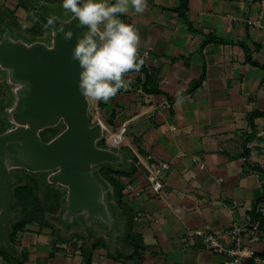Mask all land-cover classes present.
I'll return each instance as SVG.
<instances>
[{"label":"crops","instance_id":"crops-1","mask_svg":"<svg viewBox=\"0 0 264 264\" xmlns=\"http://www.w3.org/2000/svg\"><path fill=\"white\" fill-rule=\"evenodd\" d=\"M182 2L147 0L143 14L123 15L139 30L146 56L138 73L127 74L129 88L101 109L112 115L106 133L123 132L114 148L135 167L123 178L122 230L89 241L71 236L76 228L57 227L54 237L53 229L28 224L17 233L21 257L0 245V264H84L81 247L90 264H223L225 255L206 249L197 232H212L230 247L226 230L250 220L262 193L264 118L249 115L264 112V6L185 0L182 9ZM17 4L0 0L1 18L24 14ZM160 162L169 168L156 194L148 171ZM251 245L263 254V237Z\"/></svg>","mask_w":264,"mask_h":264},{"label":"water","instance_id":"water-1","mask_svg":"<svg viewBox=\"0 0 264 264\" xmlns=\"http://www.w3.org/2000/svg\"><path fill=\"white\" fill-rule=\"evenodd\" d=\"M30 17L44 27L47 40L13 35L7 23L0 27V72L11 95L3 108L7 125L0 131V245L5 248L17 216L11 207L13 186L22 181L12 174L15 170L41 173L47 186L63 191L56 223L64 228H74L80 220L89 229L101 225L109 235L120 221L95 169L124 165L125 154L98 144L106 128L91 119V101L78 90L81 69L71 58L77 36L87 28L77 27L70 12L62 15L57 9L39 6ZM61 27L73 32L70 40L59 33ZM46 130L55 132L43 139Z\"/></svg>","mask_w":264,"mask_h":264},{"label":"clouds","instance_id":"clouds-1","mask_svg":"<svg viewBox=\"0 0 264 264\" xmlns=\"http://www.w3.org/2000/svg\"><path fill=\"white\" fill-rule=\"evenodd\" d=\"M147 6V0H63V9L78 21L77 27L87 28L77 36L71 57L81 69L78 90L87 100L108 102L129 88L128 73L141 70L139 30L120 16L143 14ZM59 33L65 40L73 36L63 27Z\"/></svg>","mask_w":264,"mask_h":264},{"label":"trees","instance_id":"trees-1","mask_svg":"<svg viewBox=\"0 0 264 264\" xmlns=\"http://www.w3.org/2000/svg\"><path fill=\"white\" fill-rule=\"evenodd\" d=\"M36 1L40 0H18L17 7H21L26 13H27V20L29 22V26H25L20 24L17 21V18L15 15H13V11L11 13H7V19L9 22L14 25L15 27H25L26 33L29 32L31 34V38H39L44 28L42 25H40L38 22H35L32 17H30V11L34 8H37L34 3ZM49 3H60L63 2V0H45ZM111 2L114 3V0H111ZM180 7L184 9L186 7L185 0L181 3ZM120 19L123 20V15L120 16ZM3 20L0 18V27H3ZM246 49V48H245ZM246 59L250 61L251 63L257 64L255 62H252L249 58V56H246ZM264 66V65H262ZM2 73V72H1ZM0 73V114L2 117V121L4 123L7 122L5 120V113H4V106L7 105L10 101V93L8 95L5 94V90H8V86L6 85L3 77H1ZM146 76V73H145ZM200 81H198L199 83ZM197 83V84H198ZM192 88L191 90H193ZM10 95V96H9ZM108 102L104 101H97V106L101 109L106 107ZM263 117L264 118V112L261 111H255L254 113H251L249 115V121L253 117ZM112 115L110 114L108 118L105 119L106 123L110 124ZM4 127L0 128V131L3 130ZM55 130H52V133H54ZM99 145L105 146V138H103L99 143ZM96 174L98 177L102 180H105L104 183L107 185V187L110 189V201L115 209V213L117 218L121 221L124 215H126V212L123 210L124 208V202H123V188H124V182L123 178H131L133 174L135 173V167L133 165V162H126L124 165H118L113 166L110 164H104L95 169ZM264 173V170H263ZM23 181V182H22ZM20 183H17L13 186V201H12V209L17 211L16 218L11 222L8 233L6 235V238L8 242H16L17 233L20 231H23L25 226L28 224L37 223L44 227H50V229H55L56 226L53 225L52 222L56 221L58 218L61 210H62V199H63V191L54 185H48L44 189L47 191L46 194H51L49 198H45L41 196L37 191L39 190V184L37 183V180L35 181L33 176H30V174L24 175V180H22ZM44 193H42L43 195ZM264 203V183L262 185V193L261 195L255 199L252 203V206L250 210L247 212L248 216L250 217V220L259 221V228L262 232V237L264 239V215L260 211V205ZM130 219L131 217H127V228L130 225ZM119 221L118 224V231H121V222ZM97 242L91 243V247L95 246ZM2 252V250L0 251ZM81 255L84 260V264H90V253L85 247H81ZM264 256V251L263 254ZM11 257L13 255L11 254ZM250 262V261H249ZM251 263V262H250Z\"/></svg>","mask_w":264,"mask_h":264},{"label":"built area","instance_id":"built-area-1","mask_svg":"<svg viewBox=\"0 0 264 264\" xmlns=\"http://www.w3.org/2000/svg\"><path fill=\"white\" fill-rule=\"evenodd\" d=\"M261 5L264 6V0H261ZM143 56H146V53H140V58ZM120 140L121 136L113 135L107 145L116 147L119 145ZM168 168L169 165L167 163L160 162L152 165L149 169V188L154 193L158 194L161 192L163 188V172ZM125 186L130 188V184ZM197 234L206 249L225 255L223 264H245L246 261H250L252 264H264V256L258 254L251 245L262 240V232L259 228L258 220L252 221L248 219L243 223L231 225L226 230V235L231 240L230 247H224L212 232L198 231ZM245 238L248 243L244 242Z\"/></svg>","mask_w":264,"mask_h":264},{"label":"rangeland","instance_id":"rangeland-1","mask_svg":"<svg viewBox=\"0 0 264 264\" xmlns=\"http://www.w3.org/2000/svg\"><path fill=\"white\" fill-rule=\"evenodd\" d=\"M62 3L63 2H60V3H58V2H56V3H52V4H46V3H44L45 5H42L43 3H39V1H36L35 3H34V5L36 6V7H39V6H41V9H43L44 11H47V8H51V9H54V10H58V12L60 13V14H62V15H67L69 12L68 11H66V10H64L63 9V7H62ZM13 15H15V14H13ZM1 13H0V18H1ZM16 16V15H15ZM5 17H6V19H5ZM5 17H3V18H1V20H3V24L5 25V23H7V25L9 26V28H10V30H11V33L13 34V35H19V36H21L22 38H24V39H27V40H29L30 38H31V34L29 33V32H27L26 33V31H25V27L23 28V27H15L14 25H12L10 22H9V20L7 19L8 17L7 16H5ZM16 18H17V21L20 23V24H22V25H25V26H29V22H28V20H27V13L24 11V14H23V11H21V13L18 15V16H16ZM42 31H43V33H42V35L39 37V38H42V39H44V40H47V35H46V30L43 28L42 29ZM1 73V72H0ZM4 76V74L3 73H1V77H3ZM2 80V78L0 79V81ZM5 94L6 95H8L9 94V90H5ZM10 96V95H9ZM89 113H90V116H91V119L92 120H95V119H99L103 124H104V126H105V124H106V121H105V119H106V116L103 114V112H102V110H100V108L97 106V101H91V106H90V110H89ZM6 125V123H4L3 121H2V117H1V114H0V128L1 127H4ZM52 134H54V133H52V130H46V131H44L43 133H42V137H43V139H47L49 136H51ZM122 134H123V132L120 134H118V133H116V134H112V133H109V131L105 134V145H107L106 143L109 141L110 142V137L111 136H115V135H119V136H122ZM12 174L13 175H15V176H19L20 177V179L21 180H24V175H26V174H30V173H27V172H25V171H23V170H15V171H13L12 172ZM30 176H33L34 177V179H35V181L37 180V183L39 184V190L37 191L39 194H41V196H43L44 197V199L45 198H49L50 196H51V194H46L47 193V191H45V187L47 186L43 181H42V179H41V173H38V174H30ZM100 177V176H99ZM101 178V177H100ZM103 180V179H102ZM103 181H105V180H103ZM23 182V181H22ZM105 183H106V181H105ZM110 190V189H109ZM42 193H44L43 195H42ZM53 223V225L54 226H56V228L54 229V237L55 236H57V234H60L59 233V230L57 229V227L59 228V227H61V228H63V225L62 224H59V223H56V221H54V222H52ZM34 224H37V223H33V225ZM38 226H40L41 227V225H39V224H37ZM42 227H44V226H42ZM74 228H76V229H74V228H71V229H74V232H72L71 233V236L73 235H76V237H77V235L78 234H82L83 235V239H87V240H89V241H92V240H94V239H96L97 238V236H98V234H102V232H103V228H102V226L101 225H99V224H97V223H93V225H92V227L89 229L84 223H82L80 220H75V224H74V226H73ZM46 228H50V227H46ZM118 228V227H117ZM117 228H115L112 232H111V234H109L110 235V237H113V233L115 232V231H118V229ZM65 229H66V231H69V230H71V229H69V228H66L65 227ZM62 233V232H61ZM88 241V242H89ZM9 247V249H5V250H3V251H5L6 253H10V254H12L13 255V257L15 258H19V257H21V255H20V253L18 254V251L19 250H17V248H16V242H13V243H11V244H9L8 245ZM10 247H11V249H10ZM7 250H10L9 252L7 251Z\"/></svg>","mask_w":264,"mask_h":264}]
</instances>
